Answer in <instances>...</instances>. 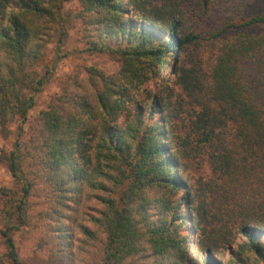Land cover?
Masks as SVG:
<instances>
[{
	"label": "trees",
	"instance_id": "trees-1",
	"mask_svg": "<svg viewBox=\"0 0 264 264\" xmlns=\"http://www.w3.org/2000/svg\"><path fill=\"white\" fill-rule=\"evenodd\" d=\"M63 1L0 0L3 129L50 77ZM78 2L119 67L68 74L0 151V264H32L16 232L37 264H264V0Z\"/></svg>",
	"mask_w": 264,
	"mask_h": 264
},
{
	"label": "rangeland",
	"instance_id": "rangeland-1",
	"mask_svg": "<svg viewBox=\"0 0 264 264\" xmlns=\"http://www.w3.org/2000/svg\"><path fill=\"white\" fill-rule=\"evenodd\" d=\"M80 7L78 0H64L61 4L62 12L66 15V37L56 52L57 39L50 42L45 50L44 56L37 64L38 70L42 73L47 67H52L50 77L45 81L40 91L35 95V103L29 110L24 120L14 121L3 129L0 126V151H9L16 138L26 139L32 132V127L36 124V116L40 110L46 108L50 99L61 92L63 79L71 72H79L81 76L87 66H96L106 73L115 71L119 67V62L105 53L91 52L85 49L82 41V23L80 19L73 17L72 13ZM200 24L199 27L208 29V26ZM199 29V28H198ZM168 62L169 59L167 58ZM170 66V64H168ZM168 66V67H169ZM122 119L120 120V122ZM16 187L8 168L0 160V190L2 188ZM2 197H0V207L2 206ZM16 245L21 253L24 252L31 256V263L37 264L33 258L35 256L32 250L35 238L33 235H27L25 238L21 232L14 234ZM4 247L0 242V253H3Z\"/></svg>",
	"mask_w": 264,
	"mask_h": 264
}]
</instances>
